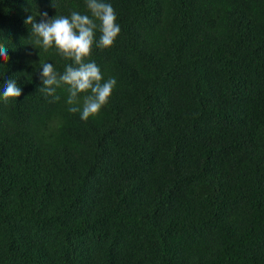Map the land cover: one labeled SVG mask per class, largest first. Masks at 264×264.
I'll return each instance as SVG.
<instances>
[{
    "label": "trees",
    "instance_id": "trees-1",
    "mask_svg": "<svg viewBox=\"0 0 264 264\" xmlns=\"http://www.w3.org/2000/svg\"><path fill=\"white\" fill-rule=\"evenodd\" d=\"M104 2L86 62L117 84L85 121L25 20L86 0H0V264H264V0Z\"/></svg>",
    "mask_w": 264,
    "mask_h": 264
},
{
    "label": "clouds",
    "instance_id": "clouds-1",
    "mask_svg": "<svg viewBox=\"0 0 264 264\" xmlns=\"http://www.w3.org/2000/svg\"><path fill=\"white\" fill-rule=\"evenodd\" d=\"M92 17L73 11L68 16L49 18L46 12L43 19L36 22L33 16H28L26 24L31 25V37L36 48L48 51L55 48L58 54L74 63L66 66L65 71L57 73L52 63L40 61L42 90L53 100L58 101L57 89L65 88L68 93V111L80 113V118L87 121L97 115L108 100L115 88V78L104 80L102 72L95 62H86L91 55L93 46L104 49L111 47L121 29L116 23L117 17L111 4L104 0H86ZM100 23L97 24L95 21ZM101 33L96 42L95 32ZM0 57L9 59L7 47L0 43ZM22 89L14 79H9L4 85L2 96L5 101L18 98ZM81 94H84L81 96Z\"/></svg>",
    "mask_w": 264,
    "mask_h": 264
}]
</instances>
